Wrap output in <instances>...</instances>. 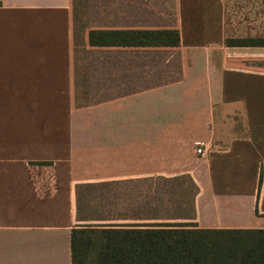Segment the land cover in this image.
Wrapping results in <instances>:
<instances>
[{
  "label": "crops",
  "instance_id": "1",
  "mask_svg": "<svg viewBox=\"0 0 264 264\" xmlns=\"http://www.w3.org/2000/svg\"><path fill=\"white\" fill-rule=\"evenodd\" d=\"M113 2L84 30L74 0H0V264H71L80 227L264 229V46L226 44L264 38V0Z\"/></svg>",
  "mask_w": 264,
  "mask_h": 264
},
{
  "label": "trees",
  "instance_id": "2",
  "mask_svg": "<svg viewBox=\"0 0 264 264\" xmlns=\"http://www.w3.org/2000/svg\"><path fill=\"white\" fill-rule=\"evenodd\" d=\"M91 46L175 47L177 29L88 31ZM264 46V38L228 39ZM71 264H264V229L80 227L71 231Z\"/></svg>",
  "mask_w": 264,
  "mask_h": 264
},
{
  "label": "rangeland",
  "instance_id": "3",
  "mask_svg": "<svg viewBox=\"0 0 264 264\" xmlns=\"http://www.w3.org/2000/svg\"><path fill=\"white\" fill-rule=\"evenodd\" d=\"M110 1L111 0H74L73 12L75 15H78L80 19L83 18L84 24H82V26L84 27V30H86L88 26L110 27L114 25H123L121 22L113 23L107 19V17L111 15V12L123 9L122 5L117 6L113 2L114 0ZM155 1L158 3L162 0ZM131 9H134V7Z\"/></svg>",
  "mask_w": 264,
  "mask_h": 264
},
{
  "label": "built area",
  "instance_id": "4",
  "mask_svg": "<svg viewBox=\"0 0 264 264\" xmlns=\"http://www.w3.org/2000/svg\"><path fill=\"white\" fill-rule=\"evenodd\" d=\"M195 152L197 155L202 156L205 153V149L203 146L196 147Z\"/></svg>",
  "mask_w": 264,
  "mask_h": 264
}]
</instances>
